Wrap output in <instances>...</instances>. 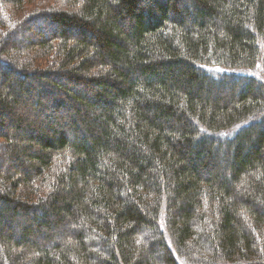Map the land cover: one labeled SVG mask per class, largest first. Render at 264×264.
I'll list each match as a JSON object with an SVG mask.
<instances>
[{
	"label": "trees",
	"instance_id": "obj_1",
	"mask_svg": "<svg viewBox=\"0 0 264 264\" xmlns=\"http://www.w3.org/2000/svg\"><path fill=\"white\" fill-rule=\"evenodd\" d=\"M0 264H264V0H0Z\"/></svg>",
	"mask_w": 264,
	"mask_h": 264
},
{
	"label": "rangeland",
	"instance_id": "obj_2",
	"mask_svg": "<svg viewBox=\"0 0 264 264\" xmlns=\"http://www.w3.org/2000/svg\"><path fill=\"white\" fill-rule=\"evenodd\" d=\"M50 31V30H49ZM48 31V32H49ZM48 34V33H47ZM33 37H35V34H32ZM7 128L13 127L10 123L6 125ZM7 167V166H6Z\"/></svg>",
	"mask_w": 264,
	"mask_h": 264
}]
</instances>
